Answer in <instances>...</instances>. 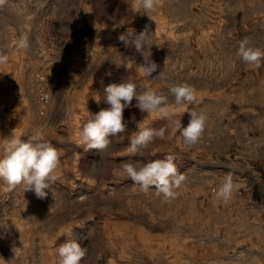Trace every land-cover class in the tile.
I'll list each match as a JSON object with an SVG mask.
<instances>
[{
	"label": "rangeland",
	"instance_id": "374dc122",
	"mask_svg": "<svg viewBox=\"0 0 264 264\" xmlns=\"http://www.w3.org/2000/svg\"><path fill=\"white\" fill-rule=\"evenodd\" d=\"M150 15L132 0L0 4V54L9 57L0 65V139L39 131L61 151L53 195L3 191L0 182V264H58L56 250L68 240L87 248L82 264H264V67L236 56L244 38L264 48V0H162ZM146 27L159 66L152 75L163 69L167 81L145 79L143 58L118 39ZM22 35L29 47L17 50ZM126 80L170 104L169 85L188 83L197 102L168 120L142 113L133 99L123 113L126 132L102 153L85 152L83 123L109 107L103 89ZM186 109L207 117L192 146L173 131L175 121L187 126ZM138 123L169 130L132 157ZM168 155L185 176L169 203L155 186L140 192L122 170L130 160ZM227 174L234 189L223 202L214 193Z\"/></svg>",
	"mask_w": 264,
	"mask_h": 264
},
{
	"label": "clouds",
	"instance_id": "9594fccd",
	"mask_svg": "<svg viewBox=\"0 0 264 264\" xmlns=\"http://www.w3.org/2000/svg\"><path fill=\"white\" fill-rule=\"evenodd\" d=\"M3 2L4 0H0V4ZM161 2L162 0H132V6L137 12L153 20L150 13H154ZM151 38L152 32L146 27L139 34H136L134 29H129L118 39L125 48L134 49L135 53L143 58V62L139 64V73L145 79L149 80L148 78L151 77L150 81H167V73L163 69L156 76L152 75L157 72L159 66L151 59L153 45L149 43ZM15 46L17 50L28 49L27 35L20 36ZM236 56L245 64L254 65L256 69L264 67V48L253 45L248 38L238 43ZM8 60L7 55L0 54V65L6 64ZM123 65L128 69L127 65ZM108 75L111 73L109 72ZM103 91L106 94L104 102L109 107L90 114V118L83 123L79 133L78 146L83 147L85 152L95 149L102 153L110 146L112 142L110 137H117L118 134L126 132L127 123L123 113L126 108L132 106L133 99L136 101L135 107L142 113L155 114L168 120L176 115L178 108L197 102V91L188 83L169 85L174 104H170L167 96L157 93L152 88H147L138 94L137 85L129 80L119 84L112 83ZM97 102L99 103L98 100ZM185 112L190 116L187 126H182L181 120L175 121L173 131L179 134L185 145L192 146L202 137L207 117L203 111L186 109ZM139 123L138 131L130 136L127 149L128 155L132 157L143 156L141 149L147 148L155 138L163 139L166 131L169 130L163 127L158 130L151 127L141 128ZM60 164L61 151L46 141L39 131L26 140L15 135L0 139V182L4 186L3 191H13L22 187L24 192L31 191L38 199L43 200L49 192L52 193V186L58 180ZM122 170L126 173V178L133 181V187H138L140 192L147 193L150 186H155L156 195L161 196L166 203L177 197V190L185 180L172 155L147 162L130 160L122 164ZM233 189L232 176L227 174L216 189L215 198L228 202ZM56 251L58 264H82L87 256V248L82 247L76 240H68L60 244Z\"/></svg>",
	"mask_w": 264,
	"mask_h": 264
},
{
	"label": "built area",
	"instance_id": "2783aa9c",
	"mask_svg": "<svg viewBox=\"0 0 264 264\" xmlns=\"http://www.w3.org/2000/svg\"><path fill=\"white\" fill-rule=\"evenodd\" d=\"M45 98V95L42 90H39V100H43Z\"/></svg>",
	"mask_w": 264,
	"mask_h": 264
}]
</instances>
